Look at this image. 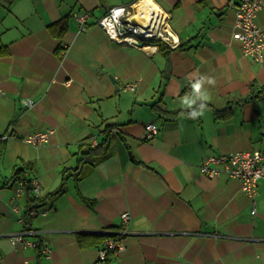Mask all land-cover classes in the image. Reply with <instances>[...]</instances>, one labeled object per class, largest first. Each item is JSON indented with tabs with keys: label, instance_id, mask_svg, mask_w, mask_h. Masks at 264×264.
Wrapping results in <instances>:
<instances>
[{
	"label": "crops",
	"instance_id": "0c3cea01",
	"mask_svg": "<svg viewBox=\"0 0 264 264\" xmlns=\"http://www.w3.org/2000/svg\"><path fill=\"white\" fill-rule=\"evenodd\" d=\"M138 1L0 0V135L11 133L0 144L2 264H264V182L254 213L237 180L199 172L208 156L264 149V96H254L264 59L244 56L231 36L240 0H152L178 49L117 44L97 25L110 7ZM74 11L90 13L82 32ZM60 20L67 27L58 37L49 27ZM257 23L264 31V7ZM148 123L158 134L144 141ZM49 128L47 144L22 141ZM108 132L111 155L80 166V145ZM27 163L38 197L61 184L63 168L83 171L30 223L12 178ZM122 213L130 220L117 256L101 262L100 246L78 245L79 233L119 227ZM30 230L41 255L10 243Z\"/></svg>",
	"mask_w": 264,
	"mask_h": 264
},
{
	"label": "built area",
	"instance_id": "2783aa9c",
	"mask_svg": "<svg viewBox=\"0 0 264 264\" xmlns=\"http://www.w3.org/2000/svg\"><path fill=\"white\" fill-rule=\"evenodd\" d=\"M264 7L263 0H240L234 13V25L232 39L240 45L244 56L251 58L256 63H262L264 59V31L257 23V14ZM146 13H140V11ZM162 13V12H161ZM152 0H139L132 5H119L107 9L102 17L97 21V25L104 31L107 37L117 44H126L137 47H144L148 42L162 40L169 44L171 48H177L178 42L166 32L167 18L161 14ZM149 15L148 20L146 16ZM72 17L76 22L80 32L87 27L90 13L88 11H74ZM140 17L144 18L140 20ZM144 21V22H143ZM63 54V51H61ZM135 83H127L126 90L134 91ZM25 105H30L29 101H24ZM53 129L29 134L22 138V141L30 146H40L47 144ZM158 134V127L154 123L144 126L142 139L144 141L153 139ZM11 138L10 131L0 135L1 142ZM97 144L96 140L91 141V145ZM1 153V146H0ZM199 172L207 178H216L226 175L230 179L240 183L243 194L252 200V211L255 213V197L258 193L260 182H264V149L242 150L226 154L212 155L204 158L199 165ZM33 194L39 195L37 184L32 181ZM17 193H23V181H16ZM36 210L30 211L31 216H35ZM120 233L125 236L130 216L128 213L120 215ZM36 231H25L12 238L10 243L16 245H31L37 247ZM27 237L34 238L35 241H28ZM114 249L119 253L123 249V238L120 240L108 239L103 247L99 249V261L106 262L108 252ZM42 254L48 255L50 250L47 247L41 249ZM0 264L2 256L0 255ZM22 264H31L24 260Z\"/></svg>",
	"mask_w": 264,
	"mask_h": 264
},
{
	"label": "trees",
	"instance_id": "16d2710c",
	"mask_svg": "<svg viewBox=\"0 0 264 264\" xmlns=\"http://www.w3.org/2000/svg\"><path fill=\"white\" fill-rule=\"evenodd\" d=\"M66 23L64 20H60L56 23H53L49 28L51 30V32L55 33L56 36L61 37L64 32L66 31ZM152 44H158L160 43V45L165 44L162 41H152ZM150 43V44H151ZM181 45H179L176 49L180 48ZM7 54V51L4 49L0 48V57L5 56ZM255 98L258 96H264V88H262L257 95H254ZM151 107L154 109L156 108V104L151 105ZM195 108H192L190 110H185V112L188 113H194ZM178 112H181V110L175 111L173 112L174 114H177ZM114 139V134H112L111 132H108L105 134L103 140L101 141V143H97L96 145L92 146L91 143L86 144V145H80L81 148H83V146H86L83 150L82 156L81 158L78 159V163H80V166H84L85 164L90 163V165H92V163L94 161H97L98 159H103L104 157H108L111 155L110 147L112 144V141ZM30 167V164L27 163L25 164V168L24 169H16L15 173L13 174V179H14V184L16 183L17 180L21 179L23 181V193L27 196L28 198V205L26 206L25 210H24V217H23V221L24 223L28 222L30 223L32 221V219L35 216H31L30 215V211L31 209H39L42 206H45V203L47 200H52L53 198L60 196L61 194H63L65 192V181L70 178V177H74L76 181L80 180L83 175H82V169L81 167L78 168H63V170L61 171V184L54 189L53 191L47 193L45 196L43 197H38L35 196L33 194V185H32V180L31 179H27L24 176V171L26 169H28ZM72 171V172H69ZM37 241H38V245H37V251L38 254H40V240L39 238L36 236ZM77 238V243L81 248H85L88 246H100L99 248L103 247L106 240L108 239H114V240H120L122 238H124L123 235H121L120 233V226L119 227H113L111 228L110 231H106V232H102L93 236H89L87 234H82L79 233L76 236ZM118 253H116V251L114 249H110L108 252V260L114 258L115 256H117Z\"/></svg>",
	"mask_w": 264,
	"mask_h": 264
},
{
	"label": "rangeland",
	"instance_id": "374dc122",
	"mask_svg": "<svg viewBox=\"0 0 264 264\" xmlns=\"http://www.w3.org/2000/svg\"><path fill=\"white\" fill-rule=\"evenodd\" d=\"M147 45H150V42H148V44Z\"/></svg>",
	"mask_w": 264,
	"mask_h": 264
},
{
	"label": "bare ground",
	"instance_id": "6f19581e",
	"mask_svg": "<svg viewBox=\"0 0 264 264\" xmlns=\"http://www.w3.org/2000/svg\"><path fill=\"white\" fill-rule=\"evenodd\" d=\"M169 29V28H168Z\"/></svg>",
	"mask_w": 264,
	"mask_h": 264
}]
</instances>
